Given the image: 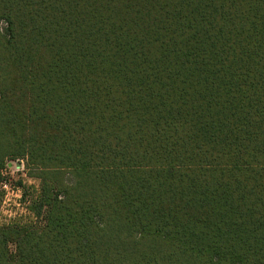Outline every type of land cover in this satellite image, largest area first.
<instances>
[{"label":"trees","instance_id":"16d2710c","mask_svg":"<svg viewBox=\"0 0 264 264\" xmlns=\"http://www.w3.org/2000/svg\"><path fill=\"white\" fill-rule=\"evenodd\" d=\"M26 151L7 264H264V0H0V168Z\"/></svg>","mask_w":264,"mask_h":264},{"label":"clouds","instance_id":"9594fccd","mask_svg":"<svg viewBox=\"0 0 264 264\" xmlns=\"http://www.w3.org/2000/svg\"><path fill=\"white\" fill-rule=\"evenodd\" d=\"M18 159L20 161L19 167L15 166V164L12 167H8L6 161L4 167L7 168V171H4V168H0V177L10 175L14 179L19 180L24 186L30 187L35 193L32 199L36 200L40 195L42 180L39 176L29 175L31 164L29 163L30 157L27 151L24 153L22 159ZM40 170L45 171L43 166H40ZM60 170L63 171V169ZM16 173H20V175L17 176ZM64 183L66 186H71L67 180ZM0 192L3 194L0 197V226L12 225L14 223L23 226L30 223L35 224L38 221L37 214L32 209V200L24 198L22 187L14 189L9 182L0 181ZM64 198L63 193L57 196L58 200H63ZM46 207L45 205L41 208V216L45 213ZM99 227L104 228V225L100 224ZM6 250V254L16 255L18 245L14 238L7 242ZM0 264H7L4 257H0Z\"/></svg>","mask_w":264,"mask_h":264},{"label":"rangeland","instance_id":"374dc122","mask_svg":"<svg viewBox=\"0 0 264 264\" xmlns=\"http://www.w3.org/2000/svg\"><path fill=\"white\" fill-rule=\"evenodd\" d=\"M13 164H15V166H16L17 164H20V161L19 160L8 161V167H12ZM3 168H4V171H7V168H5V167H3ZM16 175L19 176L20 173H16ZM0 181L9 182L14 189L17 187L18 180L14 179L10 175L0 177ZM2 195H3L2 192H0V197H2Z\"/></svg>","mask_w":264,"mask_h":264},{"label":"built area","instance_id":"2783aa9c","mask_svg":"<svg viewBox=\"0 0 264 264\" xmlns=\"http://www.w3.org/2000/svg\"><path fill=\"white\" fill-rule=\"evenodd\" d=\"M17 165H18V164H17ZM17 165H16V166H17ZM17 167H19V166H17ZM17 187H18V186H17Z\"/></svg>","mask_w":264,"mask_h":264},{"label":"water","instance_id":"95a60500","mask_svg":"<svg viewBox=\"0 0 264 264\" xmlns=\"http://www.w3.org/2000/svg\"><path fill=\"white\" fill-rule=\"evenodd\" d=\"M18 166H20V164H18Z\"/></svg>","mask_w":264,"mask_h":264}]
</instances>
